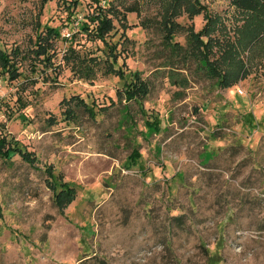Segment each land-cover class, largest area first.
I'll list each match as a JSON object with an SVG mask.
<instances>
[{"label": "rangeland", "instance_id": "obj_1", "mask_svg": "<svg viewBox=\"0 0 264 264\" xmlns=\"http://www.w3.org/2000/svg\"><path fill=\"white\" fill-rule=\"evenodd\" d=\"M76 1L0 0V47L23 56L0 78V139L25 154L0 156V264H264V13L198 0L178 16L182 49L208 18L200 67L166 48L157 2L99 0L103 43L78 32L93 4ZM45 25L49 63L28 54ZM140 79L146 95L124 101Z\"/></svg>", "mask_w": 264, "mask_h": 264}, {"label": "trees", "instance_id": "obj_2", "mask_svg": "<svg viewBox=\"0 0 264 264\" xmlns=\"http://www.w3.org/2000/svg\"><path fill=\"white\" fill-rule=\"evenodd\" d=\"M90 3L93 4V7L89 13L84 15L83 19L78 22L79 31H84L89 34V36L93 39L99 40L104 43V36L107 35L108 31L112 28L111 17L107 14L110 12L109 6L103 7L99 3V0H89ZM157 2L156 6L159 8L158 18L156 21L158 30L162 36V40L165 42L166 48L170 50L171 53L176 54L177 57L182 58L184 60L187 59H196L199 62L200 67L209 65L207 50H208V38L206 33L210 30V26H208L209 21L208 18L204 16L206 22L202 25V27L196 31L192 32L189 27H186L189 31L185 32V47H181L176 42H172L171 36L174 33L176 27H179L178 23L175 19L181 14H185L188 18H192L195 15L201 14V5L198 0H153ZM231 6L241 12H245L251 15H258L262 12L264 13V0H229ZM160 4V5H158ZM77 5L76 0H72L71 7ZM135 11L134 7L126 8L125 11L132 12ZM262 11V12H260ZM203 16V15H202ZM122 26H124V16L122 21L120 22ZM186 29V30H187ZM249 30L252 31V28L249 27ZM253 33V32H252ZM60 33L57 27L43 26L41 32L37 33L33 39L32 46L29 49L28 54L30 58H37L41 62L49 63V59L51 57V53L49 52V43L52 38H60ZM254 33L251 35L253 36ZM70 38V36H69ZM253 37H249L247 40L249 44H252ZM66 40V39H65ZM63 54L61 58L62 61L67 62L70 61L71 65L73 64L74 51L69 47ZM19 52L13 51L10 49L6 51L5 49L0 47V78L13 80L18 76V71L16 68V59L22 58L19 57ZM29 58V60H31ZM87 62L89 64L83 65V74L86 76H90L92 74V67L96 64L94 57H87ZM114 62V55H111L110 61H105L104 65V73L105 74H113L117 76H121V70L119 68H114L112 63ZM206 63V64H204ZM207 67V66H206ZM210 68V67H209ZM214 72V69H211ZM214 74V73H213ZM216 74V73H215ZM134 76L137 74L134 73ZM137 76L135 77V79ZM221 83L223 81H220ZM134 81H130L128 83H123L122 89H120V94H123L121 97L124 101H136L142 99L146 93L148 92V86L144 80H138L135 84ZM64 102V101H63ZM77 102L81 104L83 108H88L89 115L92 116V110L87 107V105L81 100L77 99ZM71 107L66 106L63 108V112L72 115ZM152 121H145L144 126L147 127H155L157 128V123L154 125ZM5 144H10L11 148L17 150L15 147V142L9 140H5L3 138L0 139V156L7 157L8 149H3ZM11 149V150H12ZM11 152V151H10ZM9 152V153H10ZM17 154L24 156L25 154L21 153L20 150L16 151ZM139 154L135 149H131V153L129 155L130 159H134L138 157ZM129 159V160H130ZM131 162V161H130Z\"/></svg>", "mask_w": 264, "mask_h": 264}]
</instances>
